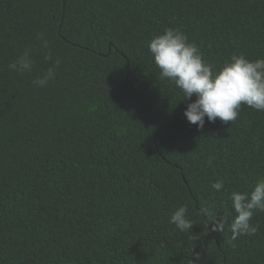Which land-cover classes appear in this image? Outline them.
Instances as JSON below:
<instances>
[{"label":"trees","instance_id":"obj_1","mask_svg":"<svg viewBox=\"0 0 264 264\" xmlns=\"http://www.w3.org/2000/svg\"><path fill=\"white\" fill-rule=\"evenodd\" d=\"M165 28L217 66L264 57V0H0V264H264V212L229 243L231 192L264 178V112L190 124L148 51ZM38 33L61 61L43 88ZM25 48L35 67L17 75ZM184 204L181 233L168 220Z\"/></svg>","mask_w":264,"mask_h":264},{"label":"clouds","instance_id":"obj_2","mask_svg":"<svg viewBox=\"0 0 264 264\" xmlns=\"http://www.w3.org/2000/svg\"><path fill=\"white\" fill-rule=\"evenodd\" d=\"M37 39L41 40V47L45 50L43 60L50 66L32 84L43 88L55 79L61 61L53 59L50 43L42 34L38 33ZM147 47L159 69L160 79L174 84L182 92L184 101H191L183 115L198 129L204 127L206 120L210 123L217 119L225 124L235 122L242 105L264 112V57L251 60L243 53L233 54L228 61L217 66L206 61L198 46L176 28H165L154 35ZM34 67L31 48H25L7 65V69L17 75L30 73ZM212 159L209 158V164ZM223 185V180H217L210 188L219 192ZM229 199L236 213L229 225L232 234L229 243L242 236L255 235L258 225L252 223L253 216L264 212V178L258 179L250 191H232ZM188 213V205H181L172 212L168 223L181 233L189 232L194 222ZM200 214L211 220L213 231L224 230L225 221L219 217L214 206H202ZM199 260L197 254L190 264H199Z\"/></svg>","mask_w":264,"mask_h":264}]
</instances>
